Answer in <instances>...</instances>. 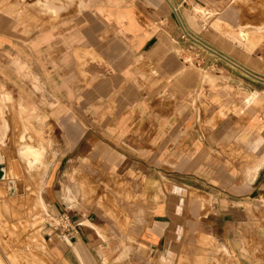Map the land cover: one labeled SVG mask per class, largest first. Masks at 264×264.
<instances>
[{"label": "crops", "instance_id": "obj_1", "mask_svg": "<svg viewBox=\"0 0 264 264\" xmlns=\"http://www.w3.org/2000/svg\"><path fill=\"white\" fill-rule=\"evenodd\" d=\"M189 1L86 0L40 29L0 22V80L53 138L44 199L77 178L88 200L108 186L101 209L67 212L69 239L45 236L54 264H264V112L238 96L235 66L187 36L239 62L193 28Z\"/></svg>", "mask_w": 264, "mask_h": 264}, {"label": "rangeland", "instance_id": "obj_2", "mask_svg": "<svg viewBox=\"0 0 264 264\" xmlns=\"http://www.w3.org/2000/svg\"><path fill=\"white\" fill-rule=\"evenodd\" d=\"M85 1L0 0V22L9 23L19 31L40 29L81 12ZM189 2L192 18L204 19L193 26L200 35L238 57L242 65L264 75V0H220L218 7L212 10L192 0ZM238 72L242 83L238 96L253 98L254 111L263 113L264 82ZM16 107L18 104L8 94L5 82L0 80V122L4 119L6 123V130H0V164L4 167V178L0 179V264H54V256L47 250L44 238L50 233L59 234L53 228L58 223L56 208L61 206L68 213L83 215L88 208L101 209L108 186L91 185L88 200L85 179L77 178L73 186L61 185L63 198L44 199L40 184L46 172L44 146L46 142L52 144L53 138L41 135L38 127L24 120L22 111ZM26 143L38 154L31 165L19 153V148ZM38 145L43 147L42 151ZM13 182L14 194L10 195ZM71 187L77 194L76 200H71ZM38 191L44 202L42 207L35 202ZM260 202L263 204V199Z\"/></svg>", "mask_w": 264, "mask_h": 264}, {"label": "water", "instance_id": "obj_3", "mask_svg": "<svg viewBox=\"0 0 264 264\" xmlns=\"http://www.w3.org/2000/svg\"><path fill=\"white\" fill-rule=\"evenodd\" d=\"M172 10L176 13V9L173 5H171ZM187 34L188 37H190L194 42H196L197 44H199L201 47H203L204 49H206L207 51L219 56L220 58L224 59L225 61H227L228 63L232 64L233 66H235L238 70L244 72L246 75H248L249 77L257 80V81H261L264 82V75H261L259 73H256L252 70H250L249 68H247L246 66L242 65L241 63L235 61L234 59L230 58L229 56L225 55L224 53H222L221 51L217 50L216 48H214L213 46L209 45L208 43L204 42L203 40H201L200 38L196 37V36H192L189 33L185 32ZM4 178V167L3 165L0 164V179ZM11 190V188H10Z\"/></svg>", "mask_w": 264, "mask_h": 264}, {"label": "built area", "instance_id": "obj_4", "mask_svg": "<svg viewBox=\"0 0 264 264\" xmlns=\"http://www.w3.org/2000/svg\"><path fill=\"white\" fill-rule=\"evenodd\" d=\"M264 197V195H262ZM56 218L58 220V223L56 226H53V228L57 229L60 236L64 238L65 240L70 238V233H73L76 231V227L80 224L79 221H75L70 217L66 211L57 212Z\"/></svg>", "mask_w": 264, "mask_h": 264}, {"label": "bare ground", "instance_id": "obj_5", "mask_svg": "<svg viewBox=\"0 0 264 264\" xmlns=\"http://www.w3.org/2000/svg\"><path fill=\"white\" fill-rule=\"evenodd\" d=\"M261 12V11H260ZM232 36V35H231ZM233 37V36H232ZM234 38V37H233ZM237 38V37H236ZM238 39V38H237ZM237 39H234V40H237ZM236 43H237V41H236ZM239 43V42H238ZM26 148H28L29 149V151H30V153H31V156H32V159H33V161L34 160H36L37 158H38V154H37V152L34 150V149H32V148H30V147H25V149ZM22 151V150H21ZM21 153V152H20ZM21 156H25L24 154H20ZM33 161H31V162H29V165H31V163L33 162ZM119 181V180H118ZM108 184V183H107ZM97 193V192H96ZM194 193V192H193ZM197 194V193H196ZM210 197V196H209ZM36 198V197H35ZM190 198V197H189ZM35 202L37 203V204H40L41 205V207L42 206H44L43 204H42V201H41V198L38 196V198L35 200ZM39 205V206H40ZM209 205V204H208ZM108 209V208H107ZM110 211V210H109ZM206 213V212H205ZM122 218V217H121ZM119 225V224H118ZM224 251H226V250H224ZM226 255V254H225ZM225 261V260H224Z\"/></svg>", "mask_w": 264, "mask_h": 264}]
</instances>
